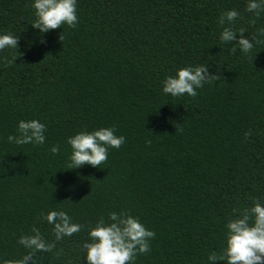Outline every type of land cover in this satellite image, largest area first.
I'll return each instance as SVG.
<instances>
[{"label": "trees", "instance_id": "obj_1", "mask_svg": "<svg viewBox=\"0 0 264 264\" xmlns=\"http://www.w3.org/2000/svg\"><path fill=\"white\" fill-rule=\"evenodd\" d=\"M246 3L76 0L72 27L40 33L31 0H0V33L17 36L16 50H0V264H17L33 229L52 245L35 264H86L88 228L109 212L153 232L130 264H208L222 252L226 222L264 205V11ZM230 9L238 16L219 24ZM224 27L254 41L248 53L219 41ZM198 65L215 79L194 97L162 93L165 77ZM30 119L45 125L44 144L8 142ZM99 127L124 142L98 167L68 169L66 139ZM49 210L80 231L56 240Z\"/></svg>", "mask_w": 264, "mask_h": 264}, {"label": "clouds", "instance_id": "obj_2", "mask_svg": "<svg viewBox=\"0 0 264 264\" xmlns=\"http://www.w3.org/2000/svg\"><path fill=\"white\" fill-rule=\"evenodd\" d=\"M76 0H31L34 12L32 28L45 33L56 29L61 24L72 27L76 21ZM246 11L259 15L264 11V0H247ZM238 13L234 9L226 10L217 19L223 25L231 23ZM239 33H243L241 29ZM234 32L229 27H224L219 33V41L227 44L235 39L237 47L230 51L238 50L248 53L253 47V40ZM17 48V36L0 33V50L4 48ZM14 56L11 61L13 62ZM215 76L209 74L205 65L186 66L179 68L174 76H168L161 82V91L172 97L188 95L194 97L196 89L203 84L211 82ZM18 135H8L10 143L42 145L45 142V125L36 119L20 120L17 122ZM122 135H115L113 127H99L92 131H80L66 139L71 152L69 155L70 167L78 168L88 164L98 167L107 158L108 148H119L124 142ZM56 145L49 148L55 154ZM43 220L52 225L56 240L63 236L77 233L81 225L74 223L65 211L49 210L43 214ZM108 223L104 218L98 219L94 226L88 228V242L83 243L84 261L86 264H130L137 253L148 251V240L153 237V232L146 229L135 217L124 213H108ZM227 232L223 242L222 252H215L207 256L208 264L223 260L226 264H264V205L254 202L250 208L239 215L229 219L225 225ZM18 243L28 250L17 264H35L33 253L49 251L51 244H46L39 232L33 229V234L20 236Z\"/></svg>", "mask_w": 264, "mask_h": 264}]
</instances>
